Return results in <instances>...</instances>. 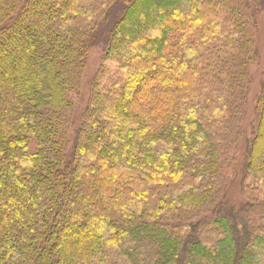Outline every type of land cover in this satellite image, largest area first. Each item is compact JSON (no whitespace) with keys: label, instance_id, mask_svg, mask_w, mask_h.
<instances>
[{"label":"trees","instance_id":"trees-1","mask_svg":"<svg viewBox=\"0 0 264 264\" xmlns=\"http://www.w3.org/2000/svg\"><path fill=\"white\" fill-rule=\"evenodd\" d=\"M80 1L0 0V264H264V84L255 192L234 207L221 184L242 137L248 1L125 0L68 149L94 30L69 23Z\"/></svg>","mask_w":264,"mask_h":264},{"label":"rangeland","instance_id":"rangeland-1","mask_svg":"<svg viewBox=\"0 0 264 264\" xmlns=\"http://www.w3.org/2000/svg\"><path fill=\"white\" fill-rule=\"evenodd\" d=\"M38 1V0H34ZM250 4L251 28L250 35L253 47L252 60L247 63L248 84L243 98V124L242 137L235 144V147L228 148L223 153L225 163L221 171V184L225 193V199L229 205L239 207L251 199L247 194H252V189L246 188L247 180H244L245 153L248 143L253 137V132L257 124L256 101L264 84V5L263 0H247ZM125 0H81L77 17L72 18L69 23L75 28H79L86 34L91 32L90 44L86 51L85 64L80 79V89L69 95L73 105V111L68 113L70 125L68 126L67 136L69 140L68 149L74 141V133L79 125L82 112L90 94V85L95 73L97 72L106 48L110 30L114 21L121 17L125 5ZM36 12L32 9L29 15L33 16ZM27 16L29 18L31 16ZM156 16V15H155ZM162 13L156 16L161 18ZM113 21V22H112ZM120 21V20H119ZM178 36V35H177ZM175 35L172 42L177 38ZM30 57L38 59V54ZM56 72L61 80V67L56 66ZM147 90V89H146ZM250 201V200H249ZM205 238H209L208 235ZM205 243V242H204Z\"/></svg>","mask_w":264,"mask_h":264}]
</instances>
